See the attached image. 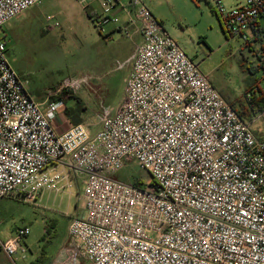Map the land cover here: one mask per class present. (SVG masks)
Here are the masks:
<instances>
[{"label":"built area","instance_id":"built-area-1","mask_svg":"<svg viewBox=\"0 0 264 264\" xmlns=\"http://www.w3.org/2000/svg\"><path fill=\"white\" fill-rule=\"evenodd\" d=\"M41 1L0 0V199L37 203L63 182L71 187L70 169L81 173L85 214L71 219L61 252L71 264H264V137L254 121L235 111L142 0H78L85 8L99 2L101 31L121 22L113 14L120 7L118 31L141 40L117 112L106 110L95 134L86 124L58 132L66 101L31 96L1 35ZM215 1L225 33L244 41L264 80V0L230 9ZM252 91L249 100L264 87ZM131 160L150 175L142 188L116 179ZM29 233L19 228L1 244L14 264Z\"/></svg>","mask_w":264,"mask_h":264},{"label":"rangeland","instance_id":"rangeland-1","mask_svg":"<svg viewBox=\"0 0 264 264\" xmlns=\"http://www.w3.org/2000/svg\"><path fill=\"white\" fill-rule=\"evenodd\" d=\"M142 1L230 105L248 103L247 94L253 92L252 87H264L251 50L241 38L225 33L215 0ZM222 2L230 9L242 1ZM91 6L93 10L78 0H42L6 24L1 35L7 42L8 59L26 82L31 96L43 101L50 95H60L70 111L71 117L67 113L66 116L70 120L79 116L95 134L102 114L106 110L116 113L124 101L136 38L118 31L126 20L124 11L117 14L119 24L109 23L101 31L87 11L102 15L103 9L98 1ZM48 16L53 20L49 21ZM83 78H87V83L78 90H61L64 83ZM252 120L253 131L263 138L264 112ZM69 172L70 188L63 182L58 192L45 191L37 203L6 200L9 213L0 226L3 232L15 234L19 228L30 227L29 235L22 241L27 249L25 258L22 253L15 256L18 264L35 262L37 254L40 259L36 264H50L62 252L71 219L85 213L83 175L71 169ZM116 179L145 183L150 175L136 160H131Z\"/></svg>","mask_w":264,"mask_h":264},{"label":"crops","instance_id":"crops-1","mask_svg":"<svg viewBox=\"0 0 264 264\" xmlns=\"http://www.w3.org/2000/svg\"><path fill=\"white\" fill-rule=\"evenodd\" d=\"M120 1L127 2L128 0H120ZM89 8H92V6H90ZM92 10H93V8H92ZM120 11H122L121 8L120 7H117L115 10H113V14H118ZM93 14H95V13L93 12ZM133 37L136 38L135 41H138L139 42L141 40V37L139 35H136L135 34ZM45 100H43V101L42 100L41 101L38 100L37 102H39V103H45ZM111 113L113 114V112H111ZM60 120L61 121L56 124V128H57L58 132H63L65 130L69 129L70 127H72V126L77 125V124H75V122L73 120L72 121L74 123H72L71 120L66 115L64 117H62ZM78 124H85V123L82 122V120H81V122L78 123ZM86 125H88V124H86ZM8 199L12 200L13 198H2V199H0V226L4 223V220L6 219V216L9 213V206H8V204H6V200H8ZM84 214H82V215L77 214L76 216L82 217V216H84ZM13 236H14V233L5 234L3 232V230H2V227H0V264H14L13 259H11L4 252V250L2 249V246H1L2 243H4L7 240L11 239ZM25 238H27V237H25ZM67 242H68V237H67V240L65 242V245L67 244ZM18 253H22L23 254V258H25V253H27V249H25V252L19 250ZM38 259H40V257H38V254H37L36 261H38ZM36 261L35 262H31L30 264H36ZM70 262L71 261H68L67 258L65 256H63L62 253H60V254H58L56 256V258H54L51 261L50 264H71Z\"/></svg>","mask_w":264,"mask_h":264},{"label":"trees","instance_id":"trees-1","mask_svg":"<svg viewBox=\"0 0 264 264\" xmlns=\"http://www.w3.org/2000/svg\"><path fill=\"white\" fill-rule=\"evenodd\" d=\"M87 13H88L89 18L94 22L95 14H93L89 10L87 11ZM252 89H253V87H252ZM231 106L235 109V111L243 119L251 121L257 113H263L264 112V94L263 95H255L252 98V100H248V103H246V102L244 103L243 101H238L237 103H232ZM67 114L70 116V111L68 109H67ZM73 121L75 122V124H78L81 122V119L79 118V116H77V118H74ZM131 183L134 186L139 187V188H142L144 185V182L141 180H138V179L131 180ZM47 234H49V231L46 232V234L44 235V238H46ZM38 261H36V262H38Z\"/></svg>","mask_w":264,"mask_h":264}]
</instances>
